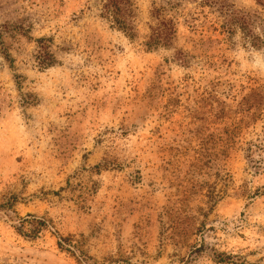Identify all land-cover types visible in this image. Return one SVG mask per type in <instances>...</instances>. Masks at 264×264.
Wrapping results in <instances>:
<instances>
[{"label":"rangeland","instance_id":"rangeland-1","mask_svg":"<svg viewBox=\"0 0 264 264\" xmlns=\"http://www.w3.org/2000/svg\"><path fill=\"white\" fill-rule=\"evenodd\" d=\"M106 1L0 0V264H264V0Z\"/></svg>","mask_w":264,"mask_h":264},{"label":"trees","instance_id":"trees-1","mask_svg":"<svg viewBox=\"0 0 264 264\" xmlns=\"http://www.w3.org/2000/svg\"><path fill=\"white\" fill-rule=\"evenodd\" d=\"M131 7L132 4L129 0H107L106 4L103 7V16L112 25L113 28L120 30L132 39L134 36L133 28L127 18V12H130ZM156 19L159 20L158 17H156ZM151 31L152 34L149 42L147 43V47L149 49H157L161 46H169L172 39L176 35L175 24L169 20L159 21L157 27L151 29ZM39 49L48 58H46V56L39 55L38 64L39 66L47 69L53 64V56L49 53V48L41 46L39 47ZM258 105L261 106L262 104L258 103ZM259 110L261 112L262 109ZM262 114H264V112ZM80 254L82 255L83 253Z\"/></svg>","mask_w":264,"mask_h":264}]
</instances>
